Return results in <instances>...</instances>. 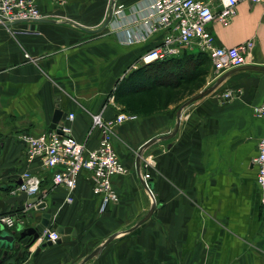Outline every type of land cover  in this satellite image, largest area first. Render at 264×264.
Returning a JSON list of instances; mask_svg holds the SVG:
<instances>
[{
	"label": "crops",
	"instance_id": "obj_1",
	"mask_svg": "<svg viewBox=\"0 0 264 264\" xmlns=\"http://www.w3.org/2000/svg\"><path fill=\"white\" fill-rule=\"evenodd\" d=\"M116 1L125 7L123 17L103 28L111 0L63 4L37 0L41 18L18 20L8 27L0 24V188L26 171L38 174L45 203L27 214L21 229L13 230L21 238L14 247L30 241L31 236L22 237L21 231L40 223L43 213L51 215L47 228L56 223L76 232L47 245H42L39 233L19 264H78L117 232L84 264H264V198L252 165L257 143L264 137V119L252 114L253 106L264 98V71L227 70L217 78L222 80L215 89L200 99L183 106L190 94L167 109L119 124L113 144L127 170L112 177L118 201L103 209L92 192L88 171L78 175L67 203L64 189L52 185L51 174L40 161L26 158L20 134L51 129L56 111L65 115L60 123L69 124L73 137L90 150L99 139V132L90 128L91 114L111 119L123 110L116 89L130 71L142 66L138 59L160 42L163 31L144 40L125 41L128 34L135 38L147 31L140 17L151 0ZM124 21V28H118ZM209 29L218 45L231 47L252 40L250 64L264 65V3L242 1L228 25L215 21ZM197 63L184 59L182 66L191 69ZM205 69L208 85L214 84L211 63ZM231 90L235 94L224 98V91ZM179 110L174 136L149 145L137 169L139 148L170 133ZM150 156L154 211L136 229L121 233L150 208L151 199L140 179L144 160ZM24 205H4L0 213Z\"/></svg>",
	"mask_w": 264,
	"mask_h": 264
},
{
	"label": "built area",
	"instance_id": "obj_2",
	"mask_svg": "<svg viewBox=\"0 0 264 264\" xmlns=\"http://www.w3.org/2000/svg\"><path fill=\"white\" fill-rule=\"evenodd\" d=\"M54 1L58 4L65 2V0ZM242 1L264 3V0H151L144 17H140L147 31L135 38L128 34V39L125 41L132 43L144 40L149 34L163 31L160 42L146 49L140 56L138 59L140 64L174 58L184 50L200 51L208 55L213 69V78L216 80L223 72L248 65L252 60L250 56L252 40L231 47L218 45L209 29L211 23L215 21L228 25L238 3ZM37 8V0H0V23L37 20L42 17ZM124 8L122 3L111 0L112 21L109 20V24H113L114 18L123 17L121 14ZM125 23V21L118 23L117 27L124 28ZM24 56L30 58L27 53ZM234 94L232 90L224 91L223 97L228 99ZM252 114L259 119H264V98L261 103L253 106ZM101 116V113L91 114L90 128L99 132V139L97 146L90 150L86 149L84 143L78 142L73 137L69 124L61 123L58 131L49 129L38 135L20 134L28 161L34 159L40 161L41 166L50 172L52 185L61 186L64 189L67 203L72 200L78 175L82 171L90 173L92 192L100 198L102 209L118 201V194L112 186L111 179L115 175L126 173L127 169L122 164L113 144L115 128L126 120L134 119L135 116H128L122 111L111 119H104ZM67 118L71 120L73 114H69ZM257 151L252 159V165L256 170V182L264 198V137L258 141ZM152 167H154V160L151 156L145 158L141 177L149 197L150 194L154 197L150 173ZM19 178L21 183L9 188L5 193L17 195L24 191L28 196H37L38 201L33 204L25 203L19 214L0 216V227L8 232L23 226L25 215L42 202L41 176L26 171ZM60 237L56 230L45 228L39 239L43 242H56Z\"/></svg>",
	"mask_w": 264,
	"mask_h": 264
},
{
	"label": "trees",
	"instance_id": "obj_3",
	"mask_svg": "<svg viewBox=\"0 0 264 264\" xmlns=\"http://www.w3.org/2000/svg\"><path fill=\"white\" fill-rule=\"evenodd\" d=\"M184 59H194L198 63L193 66L191 69L185 68L182 66ZM210 63V59L206 53L200 51L187 52L184 50L181 54L175 56L174 58H168L166 60L154 61L149 64L140 66L139 68L130 71L126 77H124V83L115 91V97L119 101L121 99L122 88L124 89V101L133 102V99L140 96H145L146 94L151 93L156 89H175L179 86L189 85L192 82H195L196 79L203 77L207 71H205V64ZM191 70V71H190ZM122 87V88H121ZM173 91H168V99L173 95V98H176ZM164 93L160 94V97ZM160 100L158 106H155L151 111L156 112L163 110L168 105V99ZM147 98H144L140 101V104L147 102ZM129 103V102H128ZM152 112V113H153ZM147 114V113H145ZM137 114V115H145ZM151 114V112L149 113ZM151 173V170H150ZM42 186V184H41ZM152 187V184H151ZM12 213V211L8 212ZM5 214V213H0ZM14 238L20 242L19 235L16 232L11 231ZM7 252L5 254L0 251V264H19L25 259V255L18 256V248L8 247L6 248Z\"/></svg>",
	"mask_w": 264,
	"mask_h": 264
},
{
	"label": "water",
	"instance_id": "obj_4",
	"mask_svg": "<svg viewBox=\"0 0 264 264\" xmlns=\"http://www.w3.org/2000/svg\"><path fill=\"white\" fill-rule=\"evenodd\" d=\"M111 13H112V10H111V8H109L108 15H107L105 21L103 22V24L101 25L102 28L108 24L110 17H111ZM17 22L18 21L9 22V23H0V24L8 27L9 25L17 23ZM237 69H250V70H257L258 69L260 71H264V65L248 64V65H243V66H239L237 68H234V70H237ZM221 80H222L221 78L217 79V81L214 84L207 86L206 88L201 90L199 93H197L196 95L189 98L183 104V106H186V105L192 103L193 101L200 99L202 96L208 94L209 92L213 91ZM64 118H65L64 114H62L60 111H56L54 113L53 118H52L50 128L58 131L59 128L61 127L60 122ZM179 122H180V110L176 114V123H175L174 129L170 133H167L166 135H162L160 137H153L150 140L146 141L139 148V150L137 152V156H136V165L138 167L137 169H139L140 159H142V155H143L144 150L149 145L154 143L156 140L169 139L172 136H174V134L176 133V131L178 129ZM140 179H141L143 187L146 188L145 183L142 180L141 174H140ZM20 183H21V179L17 178L12 183H7L4 185H1L0 190L3 191L2 192L3 194L0 195V208H3L4 205L13 206L14 204H20L21 202L33 204V203H36L38 201L37 196H28L27 193L24 191H21L17 195H9V196L5 193V191H7L10 186H15V185L20 184ZM150 198H151V204H150L149 210L146 211V214L142 218H140L130 228H128L127 230L121 231V233H128V232L133 231L135 228H137L139 225L144 223L152 215V213L154 211V207H155V200L151 194H150ZM44 206H45V203H43V202L38 204V208H43ZM42 216L43 217H42L40 223H38L34 227H29V229L28 228L22 229L21 236L22 237H25V236L30 237L31 236V239H30V241L28 240L29 241L28 243L23 244V246H21V247L18 246V255H21L24 252H26V248L29 246V244H31V242L39 235V233H41L43 231V229H45L49 226L51 215L49 213H43ZM18 227H19V229H21L20 226H18ZM18 227H17V229H18ZM51 227L53 229H55L61 235V237L58 239L60 241L61 240H67L70 238L71 235L76 234V232L74 230H72L70 226H62V225H57L56 223H52ZM1 231H4L2 227H0V251H2L3 254H5L7 252L6 248H8V247L11 248V247L15 246L16 239L14 238L12 233H6L5 234ZM119 234L120 233L117 232V233H113V234L109 235L104 241H102V243L98 247H96L88 255H85L84 259L82 261H80V263H78V264H84L86 261H88L91 258H93L94 256H96L101 251L102 248H104L108 243H110ZM50 243H52V242L47 241V242L43 243L42 245H47ZM39 250H40V247H38L34 251L33 256H35L39 252Z\"/></svg>",
	"mask_w": 264,
	"mask_h": 264
},
{
	"label": "rangeland",
	"instance_id": "obj_5",
	"mask_svg": "<svg viewBox=\"0 0 264 264\" xmlns=\"http://www.w3.org/2000/svg\"><path fill=\"white\" fill-rule=\"evenodd\" d=\"M208 78L210 80V76ZM208 84L209 83H207V77L205 74L203 77L196 79L195 82H192L189 85L186 84L184 86H179L178 88L175 87V89H171V90L170 89H164V90L156 89V90H153L151 93L146 94L145 96H141V95L139 96L138 95L137 97H135V99H133V102L128 101L129 103L128 102L126 103L127 100L125 102H123L124 98H121L119 100V103L122 106V109H123L122 112H124L128 116H131V117L135 116L136 117L137 114H143V113L144 114L147 113L149 115L150 112L151 113L153 112L151 110L155 106H158V103L160 102V100H163V101L166 100V97H167L166 93H168V91L174 90L175 91L174 96L176 98H173V95L169 99L167 97L169 102H168V105L166 106V109L168 108V106L170 104L175 103V102L178 103L179 101L185 99L184 96H189L191 94L190 96L192 97V96H194V94L196 95L197 93H199L202 90L201 88H204V86H207ZM161 93H164L162 98L160 97ZM144 98H147L148 101L144 102V104H140V101ZM128 228H130V227H128ZM1 232L5 233V234L8 233V231H6V230L1 231Z\"/></svg>",
	"mask_w": 264,
	"mask_h": 264
},
{
	"label": "flooded vegetation",
	"instance_id": "obj_6",
	"mask_svg": "<svg viewBox=\"0 0 264 264\" xmlns=\"http://www.w3.org/2000/svg\"><path fill=\"white\" fill-rule=\"evenodd\" d=\"M7 184V183H6ZM11 187H13V186H10L9 188H11ZM8 188V189H9ZM9 196V195H8ZM20 213V210H18V211H15V212H12V213H5V214H9V215H15V214H19ZM2 215V214H1ZM0 215V216H1ZM25 217L27 218V214L25 215ZM4 249V248H3Z\"/></svg>",
	"mask_w": 264,
	"mask_h": 264
}]
</instances>
